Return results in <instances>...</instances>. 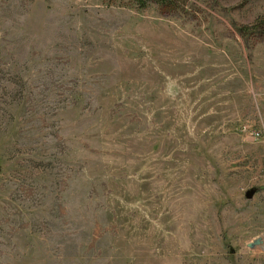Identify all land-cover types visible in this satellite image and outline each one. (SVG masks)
<instances>
[{
	"label": "rangeland",
	"instance_id": "374dc122",
	"mask_svg": "<svg viewBox=\"0 0 264 264\" xmlns=\"http://www.w3.org/2000/svg\"><path fill=\"white\" fill-rule=\"evenodd\" d=\"M140 1L0 0V264H264V0Z\"/></svg>",
	"mask_w": 264,
	"mask_h": 264
},
{
	"label": "water",
	"instance_id": "95a60500",
	"mask_svg": "<svg viewBox=\"0 0 264 264\" xmlns=\"http://www.w3.org/2000/svg\"><path fill=\"white\" fill-rule=\"evenodd\" d=\"M252 194H253V192H248V193H246V195H245L246 199H249V198L251 197Z\"/></svg>",
	"mask_w": 264,
	"mask_h": 264
},
{
	"label": "trees",
	"instance_id": "16d2710c",
	"mask_svg": "<svg viewBox=\"0 0 264 264\" xmlns=\"http://www.w3.org/2000/svg\"><path fill=\"white\" fill-rule=\"evenodd\" d=\"M140 2H145L144 0H141ZM243 31H246V32H248L249 31V29L247 28V27H244L243 29H242Z\"/></svg>",
	"mask_w": 264,
	"mask_h": 264
}]
</instances>
